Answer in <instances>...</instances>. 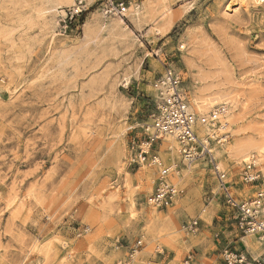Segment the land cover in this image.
I'll return each mask as SVG.
<instances>
[{
    "label": "rangeland",
    "instance_id": "1",
    "mask_svg": "<svg viewBox=\"0 0 264 264\" xmlns=\"http://www.w3.org/2000/svg\"><path fill=\"white\" fill-rule=\"evenodd\" d=\"M106 1L84 0L75 14L67 0H0V264H122L138 239L129 264H182L188 254L223 264L224 247L258 259L264 245L253 258L209 165L179 153L172 164L155 142L181 193L150 206L157 171L131 163L129 141L150 126L160 105L151 87L167 65L190 103L197 59L221 86L247 92L235 123L215 133H227L211 143L216 162L239 200L264 189L257 168L259 182L242 185L244 163L237 169L228 154L236 139L264 136V3L226 15L224 0H120L145 4L139 28L122 18L129 31L111 29Z\"/></svg>",
    "mask_w": 264,
    "mask_h": 264
},
{
    "label": "built area",
    "instance_id": "2",
    "mask_svg": "<svg viewBox=\"0 0 264 264\" xmlns=\"http://www.w3.org/2000/svg\"><path fill=\"white\" fill-rule=\"evenodd\" d=\"M105 7L110 13L120 14L124 3L120 0H107ZM165 78L171 89V94L167 100L156 105L150 115V126L153 128L154 135L150 136L147 133L148 124H146L143 128L144 136L141 139L134 136L129 141L131 163L138 166L146 165L155 168L157 171L156 185L153 192L147 197V203L157 208H167L181 193V190H178L169 181L170 167L163 163L154 147V143L161 137L168 136L177 142L178 153L183 161L196 162L201 160L211 167L218 181V190L223 204L235 211L234 218L239 230L244 234L264 232V217L258 211L264 200V189L258 190L256 195L247 201L239 200L234 195L230 189V181L226 179V174L216 169V157L211 144L213 141L222 145L226 141L227 133H220L221 135H217L213 140L209 135H206L205 138L200 137L197 132L198 125L206 124L209 120L214 119V114L209 118L208 116L197 117L189 113L186 109V100L181 92L180 76L170 65L165 68ZM239 178V182L244 186L259 182L260 174L252 161L243 165ZM184 227L188 231H196L198 218L190 220ZM141 245V240L135 241L128 249L126 260L122 264H129V260ZM221 257L223 264H264V247L256 260H251L244 250L228 247L221 250ZM182 264H196L194 256L188 254L183 259Z\"/></svg>",
    "mask_w": 264,
    "mask_h": 264
},
{
    "label": "bare ground",
    "instance_id": "3",
    "mask_svg": "<svg viewBox=\"0 0 264 264\" xmlns=\"http://www.w3.org/2000/svg\"><path fill=\"white\" fill-rule=\"evenodd\" d=\"M67 1H69L70 4L73 5L72 7H74V10L77 12V11H80L81 9L79 4H81L84 0H78L77 3H76V0H67ZM169 1L170 2H179V1L181 2V0H169ZM261 3H264V0H224L223 5H222V10L224 14L229 15L235 10H237V8L240 6H248V5L256 6ZM144 9H145V4L141 5L139 3L129 1L127 5L121 9L120 14L111 13L115 17V18H112L114 25H112L111 29H118V30L129 29L123 23L124 19L122 20V18L124 17L128 18L135 25L136 28H139L140 18L142 17ZM102 11L104 14L108 13V11L105 8H103ZM59 13L62 14V11ZM129 31L131 30L129 29ZM163 31H165V27L164 28L152 27L149 32H152L154 35L158 36ZM184 47H185V44L180 45L181 49H184ZM196 60L194 58H191L189 60V64L191 67H194V68L198 67V71L196 72L198 73V76H199L198 79L196 80L198 83L195 82L194 86L197 84H200L201 88L198 87L199 89L191 91L192 98L188 105L186 103V106H187L186 109L189 113L197 117L198 116H208L210 118L212 114H214V119L209 120V122H207L206 124H199L197 130L199 134L202 135L203 138H205L206 135H209L210 137H215V133L217 132V130L226 128L227 124L229 125V124L235 123V120H233L234 110L237 109L239 105H241V107L244 105L247 99V98L245 99V95L247 94V92L246 90H243L246 92V94L244 95L243 93L238 92V90H240L239 88L238 90L234 89L235 91L231 90L233 89L232 87L234 86H232L231 89L221 86L218 80L217 81L215 80L217 77H215V75H212L208 72H205V68L202 65H200ZM126 78L124 79L125 82H127ZM194 88L196 89V86ZM151 91L157 103L160 102L159 104L167 100L171 94V89L166 83L165 79L163 78L153 83L151 87ZM219 108L221 109L219 110ZM146 131L147 132L151 131L150 136L154 135V131L151 126H147ZM160 139L162 140L163 149L170 151L169 153L170 155H168L167 159L170 160L172 164L175 163V159H176L175 157H176V154H178L177 142L173 138L168 137V136L161 137ZM228 151H229L228 154L229 156H231L233 163H235L237 169L241 168L243 163L245 165L249 163L250 161H252L255 164V167L258 170H260L264 176V136H258V137L257 136L256 137L244 136L242 138H238L229 147ZM191 162L183 161V163H185L186 165L190 164ZM215 166H216V169H218V171L220 172L225 171V167L219 160L215 163ZM150 209L146 211V215L150 217H154L156 214V210L155 209L150 210ZM258 211L261 214V216L264 217V204L263 203L260 205ZM244 241L246 243V246L247 245L249 246L250 252L253 258H257L259 255V249L263 247L264 245V232L263 231L248 232L247 236L244 237Z\"/></svg>",
    "mask_w": 264,
    "mask_h": 264
}]
</instances>
